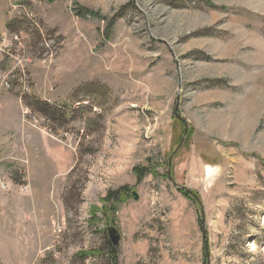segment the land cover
I'll use <instances>...</instances> for the list:
<instances>
[{
  "label": "rangeland",
  "instance_id": "rangeland-1",
  "mask_svg": "<svg viewBox=\"0 0 264 264\" xmlns=\"http://www.w3.org/2000/svg\"><path fill=\"white\" fill-rule=\"evenodd\" d=\"M205 248L264 264V0H0V264Z\"/></svg>",
  "mask_w": 264,
  "mask_h": 264
},
{
  "label": "trees",
  "instance_id": "trees-1",
  "mask_svg": "<svg viewBox=\"0 0 264 264\" xmlns=\"http://www.w3.org/2000/svg\"><path fill=\"white\" fill-rule=\"evenodd\" d=\"M90 14L93 15L92 10L90 11ZM149 172H150V168L148 166L134 168V173L137 176L138 182H141L143 178L146 176V174H148ZM131 190L132 189L126 185V186L121 187V189L118 191H109L108 195L102 198V203L104 207L102 211H103L104 218H106L107 220L110 219V217L108 218V214H110L111 212H112L111 214H113L118 204L124 201L126 197L130 196ZM182 192L188 196V193L186 191L182 190Z\"/></svg>",
  "mask_w": 264,
  "mask_h": 264
},
{
  "label": "water",
  "instance_id": "water-1",
  "mask_svg": "<svg viewBox=\"0 0 264 264\" xmlns=\"http://www.w3.org/2000/svg\"><path fill=\"white\" fill-rule=\"evenodd\" d=\"M178 106L176 107L175 111H176V116L181 119L184 123H185V131H184V135L178 145V147L172 152V154L170 155V158H169V166H168V174H169V178L171 179L172 183L177 187L179 188L180 190H183V191H186L187 193L191 194L193 197H195L199 203L201 204V199L192 191L191 188L185 186V185H182L180 183H178L176 181V179L174 178L173 174H172V161H173V158H174V155L181 149L184 141H185V138H186V135L188 133V130H189V125L188 123L186 122L185 119H183V117L178 113ZM137 198V196H135ZM202 206V204H201ZM107 231H108V235H109V238L112 242V244L114 246H117L119 245L120 241H121V234L119 233V231L117 230L116 227L114 226H111V227H108L107 228ZM205 232V230H204ZM205 252H206V255H207V264H210V256H209V252L208 250H206L205 248Z\"/></svg>",
  "mask_w": 264,
  "mask_h": 264
},
{
  "label": "bare ground",
  "instance_id": "bare-ground-1",
  "mask_svg": "<svg viewBox=\"0 0 264 264\" xmlns=\"http://www.w3.org/2000/svg\"><path fill=\"white\" fill-rule=\"evenodd\" d=\"M209 172H210V169L208 168V174H209Z\"/></svg>",
  "mask_w": 264,
  "mask_h": 264
},
{
  "label": "crops",
  "instance_id": "crops-1",
  "mask_svg": "<svg viewBox=\"0 0 264 264\" xmlns=\"http://www.w3.org/2000/svg\"><path fill=\"white\" fill-rule=\"evenodd\" d=\"M208 131H211V127L208 129Z\"/></svg>",
  "mask_w": 264,
  "mask_h": 264
}]
</instances>
